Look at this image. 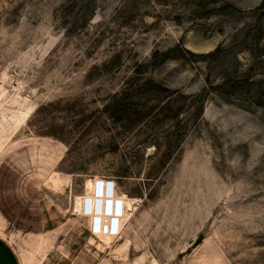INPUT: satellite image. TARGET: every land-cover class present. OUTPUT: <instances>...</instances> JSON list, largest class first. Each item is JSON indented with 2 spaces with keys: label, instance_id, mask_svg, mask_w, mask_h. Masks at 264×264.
Here are the masks:
<instances>
[{
  "label": "rangeland",
  "instance_id": "1",
  "mask_svg": "<svg viewBox=\"0 0 264 264\" xmlns=\"http://www.w3.org/2000/svg\"><path fill=\"white\" fill-rule=\"evenodd\" d=\"M0 213L23 264H264V0H0Z\"/></svg>",
  "mask_w": 264,
  "mask_h": 264
},
{
  "label": "built area",
  "instance_id": "2",
  "mask_svg": "<svg viewBox=\"0 0 264 264\" xmlns=\"http://www.w3.org/2000/svg\"><path fill=\"white\" fill-rule=\"evenodd\" d=\"M95 180V179H94ZM95 198H87L80 209L91 218L90 232L97 238H117L121 235L124 219L131 206L138 207L140 202H130L126 195L120 194L114 178L96 179ZM90 192L93 191L90 188ZM106 198V206L102 198Z\"/></svg>",
  "mask_w": 264,
  "mask_h": 264
},
{
  "label": "crops",
  "instance_id": "3",
  "mask_svg": "<svg viewBox=\"0 0 264 264\" xmlns=\"http://www.w3.org/2000/svg\"><path fill=\"white\" fill-rule=\"evenodd\" d=\"M0 264H23L22 257L14 245L2 233H0Z\"/></svg>",
  "mask_w": 264,
  "mask_h": 264
}]
</instances>
